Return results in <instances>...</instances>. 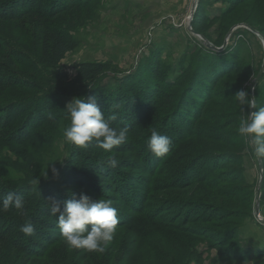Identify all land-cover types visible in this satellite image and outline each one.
I'll return each instance as SVG.
<instances>
[{"label":"rangeland","instance_id":"374dc122","mask_svg":"<svg viewBox=\"0 0 264 264\" xmlns=\"http://www.w3.org/2000/svg\"><path fill=\"white\" fill-rule=\"evenodd\" d=\"M237 1L198 0L192 20L193 30L214 46H223L227 41L223 52L237 47L236 59L232 56L228 60L240 68V74L233 73L219 80L214 98L205 106L199 129L167 157L171 159L170 164L155 178L153 203L179 198L187 204L184 212H164L163 217L177 232L153 234L147 240H139L133 233L117 228L103 254L83 250L70 253L61 241L49 249L47 258H31L28 251H18L0 242V264H264V223L260 222L264 219V158L256 156L252 144L237 131L242 112L250 114L264 107V72L258 79L264 67V0H248L236 5ZM80 2L86 5L72 8L56 20H44L70 36L67 41L70 50L59 65V71L67 78L49 81L46 85L50 89L55 87L57 94H60L58 88L62 91L68 88L71 92L72 95L61 97L64 110L73 98H81L77 79L81 64L104 65L108 72L99 85L116 89L125 77L151 76L153 67L160 68L163 82H169L180 73L183 62L187 65L193 59V53L198 49L206 52L204 43L189 31L194 0ZM45 7L49 12L50 6ZM195 18L198 19L196 29L193 27ZM37 27L36 19L26 18L19 25H8L4 31L21 46L35 52ZM240 91L255 101L256 108L248 105L242 108L234 97ZM176 92L173 90L172 94ZM171 101L165 98L161 102L163 107L152 116L155 125L164 113L162 110L171 109ZM68 122L63 112L58 122L45 128L46 143L41 141L42 144L27 151V156L17 149L21 158H25V162L32 159L39 171H46L49 166L48 169L61 167L62 172L74 158L80 157L81 163H88L86 158L107 155L95 143L81 149L66 142L62 133ZM133 148L128 141L113 151L118 161L126 160L136 166L138 155ZM190 160L201 169L188 180L195 175L200 178L189 189H179L171 181L177 177L176 171ZM208 163L213 166L212 171L204 167ZM144 169L141 167L138 175L145 176ZM91 170L94 169L87 166L83 171L94 174ZM206 175L210 181L204 179ZM102 181L103 185L110 184ZM151 227L146 231L154 229Z\"/></svg>","mask_w":264,"mask_h":264},{"label":"trees","instance_id":"16d2710c","mask_svg":"<svg viewBox=\"0 0 264 264\" xmlns=\"http://www.w3.org/2000/svg\"><path fill=\"white\" fill-rule=\"evenodd\" d=\"M246 1L238 0L235 4ZM46 4L50 6L49 12ZM85 5L80 0H0V203L9 194H15L23 198L24 205L22 210L10 207L7 212H0V242L18 251H28L31 258H47L49 249L62 241L56 227L58 216L53 215L49 198L63 202L79 199L83 193L94 201L115 199L113 206L120 221L117 228L133 233L139 240H147L153 234L177 232L175 226L163 217L164 212H184L187 204L179 198L153 203L151 194L156 189L155 178L170 164L171 159L167 160V157L199 129L205 106L214 98L219 80L233 73L240 74V68L228 60L232 56L236 59L237 47L224 52L198 49L193 53V59L187 65L183 62L180 73L169 82H163L160 68L153 67L151 76H145V79L140 78V74L125 77L116 89L99 85L108 72L104 65L81 64L77 76L81 98L96 97L102 113L117 115V119L111 122L113 127L129 128L127 142L137 151L138 165L131 166L132 163L119 160L115 169L109 168L103 163L104 157L98 154L86 158L88 163H81L80 157L74 158L66 164L64 171L61 172V167L56 168L57 174L50 168L45 179L32 159L25 162L17 151L21 149L27 156V151L42 144L41 141L47 142L45 128L58 122L63 114L61 97L72 95L68 88L64 91L58 88L60 94H57L55 87L46 86L67 78L59 71V65L70 50L67 42L70 36L44 20H56L72 8ZM26 18L36 19L38 25L33 43L36 53L21 46L4 31L8 25H19ZM197 24L195 18V29ZM173 90L177 92L172 94ZM165 98L172 99L169 102L171 109L165 107L155 125L152 116L161 110ZM113 105L118 107L113 108ZM49 110L55 113V120L47 119ZM152 130L171 139L170 151L163 157H157L147 149L146 141ZM187 163L176 171L177 177L171 181L183 190L195 185L200 178L193 175L188 180L201 166L195 165L193 160ZM87 166L94 169L91 170L94 174L83 171ZM143 166L146 177L137 173ZM206 166L210 171L214 169L209 163ZM37 177H40V183H33ZM208 177L206 175L204 179L209 180ZM103 179L110 184L103 185ZM117 201L120 204L117 205ZM25 220H31L34 226L31 237L19 231ZM149 226L154 229L146 231Z\"/></svg>","mask_w":264,"mask_h":264},{"label":"clouds","instance_id":"9594fccd","mask_svg":"<svg viewBox=\"0 0 264 264\" xmlns=\"http://www.w3.org/2000/svg\"><path fill=\"white\" fill-rule=\"evenodd\" d=\"M242 106L256 108L255 101L250 100L244 91L234 96ZM118 105H113V108ZM68 124L63 128V139L81 149H87L91 144L103 149L107 154L103 163L109 168L115 169L119 161L116 158L114 148L127 142L129 128L113 127L112 121L117 119L116 114L105 117L97 105V98H73L67 103L63 111ZM56 116L52 110L47 112L48 120H55ZM238 134L254 147L258 157H264V107L250 114H243L239 119ZM171 139L167 135H161L152 130L147 139V149L157 157H163L169 153ZM49 168V166H48ZM48 168L42 171L40 176L48 178ZM54 174H57L53 169ZM40 183V177L33 183ZM51 211L56 217V227L60 233V239L66 244L68 251L83 250L87 253L103 254L107 246L113 241L118 219L117 209L113 206L111 199L101 198L92 200L86 194L81 193L79 199L73 198L63 202L49 198ZM10 207L22 210L23 198L15 194H9L0 203V212H7ZM21 211V215H23ZM91 225V228L88 226ZM25 236L34 235V226L31 220L25 222L19 228Z\"/></svg>","mask_w":264,"mask_h":264},{"label":"water","instance_id":"95a60500","mask_svg":"<svg viewBox=\"0 0 264 264\" xmlns=\"http://www.w3.org/2000/svg\"><path fill=\"white\" fill-rule=\"evenodd\" d=\"M197 7H198V0H194V4H193V6H192V10H191V15H190V18H189V31L193 34V35H196L206 46H207V48H209V49H211V50H214V51H217V52H222L224 49H225V47L227 46V41L225 42V44L222 46V47H216V46H214L213 44H211L208 40H206L203 36H201V35H199V34H197L194 30H193V28H192V20H193V18H194V16H195V13H196V11H197ZM248 29L250 30V31H252L253 33H255L256 35H258V36H260V34H258L255 30H253V29H251V28H249L248 27ZM232 32H233V30H231V32L229 33V35H228V39H229V37L231 36V34H232ZM264 41V40H263ZM263 72H264V67L262 68V70H261V72H260V74H259V77H258V79L261 77V75L263 74ZM257 79V80H258ZM257 80H256V82H257ZM256 82H255V84H256ZM254 148V147H253ZM256 217H257V219H259L260 218V213H259V210H257L256 211ZM260 222H262V223H264V219H260Z\"/></svg>","mask_w":264,"mask_h":264}]
</instances>
